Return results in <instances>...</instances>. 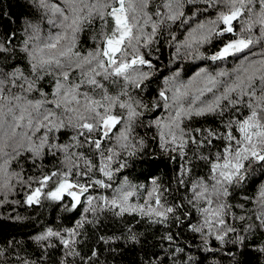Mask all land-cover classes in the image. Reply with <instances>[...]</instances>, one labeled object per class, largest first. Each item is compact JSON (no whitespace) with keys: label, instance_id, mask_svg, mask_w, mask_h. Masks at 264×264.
Masks as SVG:
<instances>
[{"label":"snow or ice","instance_id":"obj_1","mask_svg":"<svg viewBox=\"0 0 264 264\" xmlns=\"http://www.w3.org/2000/svg\"><path fill=\"white\" fill-rule=\"evenodd\" d=\"M35 2L45 10L50 27L42 45L29 49V41H25L23 51L29 57L31 78L18 67L7 73L0 71V191H12L13 178L26 183L19 172L9 171L11 162L24 152L30 154L33 164L42 160L46 152L52 155L61 152L64 154L62 163L67 170L42 175L38 179L41 187L27 195L26 203H39L42 195L59 201L66 194L75 202L73 207L80 204L81 195L88 191V186L73 182L69 177L74 168L80 167L73 156L77 159L84 157L77 153L69 155L72 145L55 142V134L66 128L75 132L72 140L76 145L87 143L101 157L98 168L91 160L84 159L85 171L77 172V175L87 177L93 168H97L111 180L113 170L105 161L110 162L119 153L115 147H110L106 149L108 155L105 156L104 151H101L103 139L110 138L112 130L122 124L123 130L116 135L117 145L130 150L129 155H134L137 144L130 140L133 124L142 115L138 109L147 107L134 100L127 91L129 85L139 89L149 75L141 70L144 65L151 67L150 61L141 54L142 44L147 47L160 25L166 21L180 20L181 25L188 23L191 17H186L183 11L186 4L203 3L217 9L216 17L197 22L191 27L183 46L190 50L189 54H200L199 47L210 42L213 36L221 37L230 33L236 38L223 43L207 59L215 62L228 61L229 57H234L238 62L231 69H220L214 74L202 69L196 77L202 87L193 88L196 78L188 84H177L171 103H167L169 97L161 91L159 95L165 101L164 107L169 114L167 118L155 121V126L159 129L161 147L165 151L169 150V145L171 151L179 148L181 155L189 140L198 147L205 143L211 145L213 140L223 142L222 151L215 152L211 157H199L208 163L209 173L207 180L198 178L192 183L193 197L189 201L194 206L201 201L207 204V207L200 209L204 216L203 223L192 226V231L210 236L215 227V238L223 242L224 235L235 231L230 226L224 227V217L230 207L225 203V198L230 195L229 187L240 185L245 179L246 162L248 167L256 162L264 166V0H159L151 12L149 9L154 0H62L63 6L50 0ZM162 8L165 11L162 12ZM153 16L158 19L153 20ZM96 19L102 23L98 35L92 37L95 48L82 54L77 50L79 35L85 25L92 24ZM109 20L111 28L108 27ZM234 22L239 24V31L234 27ZM149 25L151 32L146 33L144 29ZM29 27L36 33L29 36V40L39 39L38 26ZM4 51L8 49L0 45V52ZM240 53L247 54L239 57ZM76 70H79L78 79H71V74ZM45 76L54 78L50 93L40 85ZM104 81L113 84L122 81L119 94L110 95ZM85 87L86 90L82 91ZM208 93H211V97L203 99ZM121 96L127 99L122 100ZM117 107L123 111L115 113ZM207 115L223 118V131L205 129L198 139L183 126L185 120ZM195 131L199 133L201 129ZM93 133H98L99 138H93ZM80 137H84V140L81 141ZM139 143L142 145L143 141ZM123 167L121 164L120 168ZM189 171L185 168L182 174ZM53 178H56V187L45 194L43 187ZM92 183L103 188L111 187L100 179ZM152 183L154 187L148 196L151 198L155 195L157 207L149 206L147 214L166 219L173 208L160 210L162 206L158 187L155 186V180ZM116 193L111 200L103 196L99 199L104 205H111L121 213L138 211L145 214L143 206L137 208L128 203L134 195L133 191L118 188ZM94 199L87 197L89 206ZM257 202L261 209L257 219L260 226L264 227V185L259 189ZM88 210L84 209L85 212ZM221 231L223 234H219ZM74 235L73 230L68 231L69 237ZM52 236H60V233L49 229L46 235L36 239L44 240ZM61 243L70 249L69 255L73 254L70 245L75 243L74 240L61 237ZM260 250L264 251V248ZM0 256H3L2 251Z\"/></svg>","mask_w":264,"mask_h":264},{"label":"trees","instance_id":"obj_2","mask_svg":"<svg viewBox=\"0 0 264 264\" xmlns=\"http://www.w3.org/2000/svg\"><path fill=\"white\" fill-rule=\"evenodd\" d=\"M50 2L63 6L62 0ZM157 3L159 0H154L150 12ZM161 11L165 10L162 8ZM183 11L186 17H191L188 23L181 25L180 20L166 21L160 25L152 42L147 47L143 44L141 46V54L151 63V67L144 65L141 70L149 75L139 89L129 85L127 91L134 100L147 107L138 109L142 115L133 124L130 140L137 144L134 155H129L130 150L121 149L117 145L116 135L118 131L123 130L122 124L112 130L110 138L103 139L101 151H104L105 156L108 155L106 149L110 147H115L119 153L110 162L105 161L113 170L111 180L97 170L101 164L97 150L87 143L76 145L72 140L75 132L67 128L55 134V142L72 145L69 155L82 154L84 159L91 160L97 166L87 177L77 175V172L85 171L84 159L73 156L80 167L72 170L69 179L88 186L80 204L73 207L74 201L67 195L59 201L42 195L39 203H26L27 195L35 188L41 187L38 179L42 178V175L67 170L62 163L63 153L56 152L52 155L46 152L42 160L33 164L29 158L30 154L24 152L11 162L9 171L19 172L21 179L26 183L13 178L12 191H0V251L3 252L0 264H24L25 261L27 264H264V251L260 250L264 248V227L260 226L257 219L261 210L257 202L258 192L264 185L262 163H252L251 167H248L246 162L245 179L240 185L229 187L230 195L225 198V203L230 207L224 217V227L230 226L235 231L224 235L221 242L215 238V227L210 236L192 231V226L203 223L204 216L200 209L207 207V204L201 201L194 206L189 201L193 197L192 183L198 178L207 180L209 173L208 163L199 157H211L215 152L222 151L223 142L213 140L211 145L205 143L198 147L189 140L183 149V155L179 148L171 151L169 145V150L165 151L160 144L159 129L155 126V121L165 119L168 110L165 109V101L159 93L164 91L169 95L170 79L177 76L186 84L202 69L214 74L220 69H231L238 62L234 57H229L228 61L215 62L207 59L218 51L223 43L236 38L230 33L221 37L213 36L210 42L199 47L200 54H189L190 50L183 45L191 27L197 22L215 19L217 9L203 3H195L186 4ZM47 19L45 10L38 7L35 0H0V45L8 49L0 52V71L7 73L18 67L31 78L29 57L23 51L26 40L29 41V49L32 48V39L29 40V36H34L35 33L29 26H38L39 31L48 33L50 26ZM157 19L153 16V20ZM101 23L96 19L92 24L85 25L77 45V50L82 54L95 48L92 37L98 35ZM108 27L111 28L110 20ZM234 27L239 31L238 23L234 22ZM144 30L150 33L151 26L145 27ZM246 54L240 53L238 56L243 57ZM78 71H74L70 78L78 79ZM104 83L110 95H117L123 82ZM53 84L54 78L51 76H45L40 81L44 91L49 93ZM81 90H86V87ZM12 91L15 92L16 89ZM209 96L211 93L206 99ZM121 99L126 100L127 97L121 96ZM167 103H170V99ZM122 111L118 107L114 109L117 114ZM222 119L213 115L193 117L191 120H185L183 126L192 136L199 139L205 129L223 131ZM198 128L201 129L199 133L195 131ZM92 137L99 138V134L93 133ZM79 139L83 141L84 137ZM140 141H143L142 145ZM121 164L124 165L123 168H120ZM185 168L190 171L182 174ZM96 179L103 180L111 187L103 188L92 183ZM153 180L160 195V210L173 208V212L168 213L166 219L147 214L149 206L157 207L155 195L151 198L148 196L154 187ZM55 187L56 178H53L43 187V192L46 194ZM118 188L133 191L134 195L129 198L128 203L137 208L143 206L145 214L138 211L121 213L111 205H104L99 198L103 196L111 200L117 195ZM89 196L96 198L91 206L87 203ZM85 208L89 210L85 212ZM241 216L244 219H239ZM49 229L60 233V236L36 239L46 235ZM69 230H73L75 235L69 237ZM61 237L75 241L70 245L73 254H68L70 249L61 243Z\"/></svg>","mask_w":264,"mask_h":264},{"label":"rangeland","instance_id":"obj_3","mask_svg":"<svg viewBox=\"0 0 264 264\" xmlns=\"http://www.w3.org/2000/svg\"><path fill=\"white\" fill-rule=\"evenodd\" d=\"M47 32H43V31H39V33H38V35H39V39H32V41H31V46L33 47V46H35V45H42L43 44V42H44V40H45V38L47 37ZM35 35H36V33H35ZM197 77V76H196ZM196 77H194V78H196ZM190 81H193V78L191 79V80H189V81H187V83L186 84H188ZM170 89H169V99H170V103H171V98H172V95H173V90H174V87L177 85V84H179V83H183V81L180 79V77L178 78L177 76H175V77H172L171 79H170ZM184 84V83H183ZM193 86V88H196V87H202V83L200 82V80H199V78H196V82L192 85ZM210 93H208V94H206L204 97H203V99H206L207 97H208V95H209ZM211 96H209V98H210ZM168 114H169V112L167 111V113H166V118H167V116H168ZM66 195V194H65ZM82 197V196H81ZM75 203V202H74Z\"/></svg>","mask_w":264,"mask_h":264},{"label":"water","instance_id":"obj_4","mask_svg":"<svg viewBox=\"0 0 264 264\" xmlns=\"http://www.w3.org/2000/svg\"><path fill=\"white\" fill-rule=\"evenodd\" d=\"M84 194H86V192H85V193H83L81 196H83Z\"/></svg>","mask_w":264,"mask_h":264}]
</instances>
